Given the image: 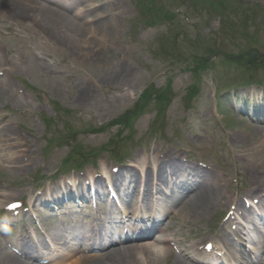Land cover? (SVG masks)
Returning <instances> with one entry per match:
<instances>
[{"label": "rangeland", "instance_id": "374dc122", "mask_svg": "<svg viewBox=\"0 0 264 264\" xmlns=\"http://www.w3.org/2000/svg\"><path fill=\"white\" fill-rule=\"evenodd\" d=\"M146 1L148 3V0ZM237 1H240V3ZM178 2L182 6V9L189 12L191 19L201 25V31L198 37H203L206 43L214 47V54H211L207 52V50H205V48H203L200 44L194 42L193 39L196 38V35H194L193 28L189 25H186L181 18H177L175 23L171 24V27L166 24L168 30L165 33V28L163 30L161 28V34L164 33L161 38L163 39V44L169 45L170 49H172V42L176 41V48H174L173 51L175 54H179V63L181 60L183 61V59L188 58V55L194 54L197 59H203L204 64H208L210 68H212L211 70L203 72L204 74L202 75L201 81V93L192 105L194 108L198 110L200 109V115H206L209 113V108L212 109L210 105V97L212 96L209 88L217 89V95L215 97L217 99L218 91H221L224 88H229L232 85H238L239 87L240 84L244 83L246 78L252 76L251 72L253 71H249L247 67L241 68V66H238L237 64L234 65L224 63L217 57V55H215L216 53L224 51L226 54H229L233 57V59L236 60H242V58L244 59V57H247L248 62L251 59H255L254 62H258L259 67L254 72L258 76L257 78H260L259 80L264 83V0H178ZM219 3L225 4L226 6L224 9H229V12L224 11L222 15H219L215 11V7L219 6ZM132 24L133 21H128L126 23V28L129 30ZM104 33L105 36H108L109 41H112V43L116 41V47L114 48L112 43L110 45L108 44L107 46L98 43L100 40L97 39V36L94 38H89V41H91L94 46H100L98 49L99 53L95 55L96 59L87 58L84 60L85 63L87 62L88 66L90 67L89 69L93 71L96 77L106 75L122 62L121 54L123 53L119 52L118 44H122V42H119L120 38L121 40L125 41L124 35L121 36L122 33H120L115 27H112V29H105ZM147 33H149L148 36H146ZM167 33L171 35V37L166 35ZM154 35V32H147L146 29L137 27L138 43H136L134 48L130 51V53L137 57L143 64L150 67L149 72L145 68L141 67L133 58H131V56L128 57L130 62L127 63V65L129 67H134L137 72L135 74L136 80H133V84L130 86V88L135 90L138 95L142 94V92L146 90V85L150 82V80L155 81L153 86L156 89H163L166 87L168 83L166 82L167 78H155V75L161 73L162 70L167 68H175L173 71L176 73L180 70V68H184V65L179 64L172 58L158 57L153 60L150 57V54L145 51L146 45L143 43V40L144 38L148 40L155 38L156 36ZM86 37L87 36L85 35V41ZM216 49L221 51L215 52ZM58 56H63L65 59H69L68 61H71V56L67 52L58 53ZM183 63L185 62L183 61ZM42 66L46 68L44 64L33 61L30 68L31 72L24 74L23 76H21L20 73L18 76L22 78L25 84L28 85L29 88L26 91L28 92L27 96L32 100H29V102L26 104H19V102L16 100L17 97L12 95L9 97H4L0 101V108L4 105H7L8 108L15 113V117H17L14 121L16 124V130L27 137H30V134L35 131H38L40 135L43 132L42 126H39L34 121V114H40L43 110L44 112H47L45 114L46 116L52 117L55 120L56 112L54 110V104L62 105L70 111H76L78 109L83 110L81 114L82 117H77L78 115L74 111L72 112V116L76 117L79 121L78 123L83 124L82 126L89 125L92 128H100V125L102 124L105 126L133 108V105L121 97L123 94L115 93L105 88L97 89L96 101L87 102L89 101L87 100L85 102H79L77 101L79 96L77 91L80 90V87L78 86H80L82 83L81 79H78L76 82V77L72 76L71 79L67 80L66 75L63 73H60V78H52L50 73H46L48 74L49 78L44 80L41 78V73L43 70ZM66 68L68 67L66 66ZM212 71L214 75L212 74ZM180 72L182 74H177L175 80L171 83V89L175 94V99L169 107L166 115V121L171 123L181 122L184 120L186 121L191 117L190 113L185 114L183 112L181 106H184V97L186 95L187 88L189 87L188 85L192 83L193 78L184 69L180 70ZM127 85L129 86L130 83ZM18 86L21 87L20 84H18ZM38 90L45 91L51 97L52 104H45L43 99L39 96ZM238 97L240 100L239 104L243 107L241 112L242 114L233 113L231 111V103L227 102V104L224 105L222 100H219V106L226 113L221 117L224 124L228 128L225 127L223 122L218 123L214 118L209 117L207 119V123L209 125L207 129L213 132L214 141L218 142L226 152H229L231 149L235 150L236 148L241 147L237 143H232L231 149H228V144H226L228 141L224 136L225 134H223V130L226 131V134H230V132L233 131H238L240 133L246 132L245 134H250L249 138L251 141L247 142L246 146L248 147H246L247 149H243V151L246 153L248 150H250L251 154L248 152L251 156L250 160L254 165L255 163L259 165L261 163L259 161L264 162V143L256 150L257 154H253L252 151L254 147H257V140H255V136L253 134H255L254 130H262V128H264L263 124L258 123V121L264 116L257 117V122H247L243 118H240L241 115L247 112L250 107L252 108L251 105L254 106L255 103L249 98L245 97V95ZM37 99L40 100L38 103H40L41 106L37 103ZM245 102L248 103V109ZM82 106L84 108H81ZM26 110H32L33 115H20L21 111L25 112ZM155 110L156 107L154 106L153 102H150L145 106V111H147L146 113L151 114L152 119L150 116H148L144 119V121L140 120L142 123L138 122L139 125L136 128V137L128 144H125L122 147L120 146L118 149H116L117 154L121 152L122 154L129 155L130 157H135L136 152L139 150L138 146H136L134 150L132 145L142 144V148H147L148 145L144 146V142H148L149 139V142L152 143L149 147L152 152L158 150L169 151L173 149L175 144H177V149H181L178 143L174 144V141L170 142L169 137L167 136V133H171L170 130L164 131L163 129H158L159 133L157 135H150V132H146L149 123L153 122V117L156 113ZM250 113L253 116L255 113L259 112L250 111ZM17 126L22 127L25 129V131L20 130ZM60 127L61 123L58 120V122H55V124L51 127L50 133L54 134V131ZM193 127L195 128V131L191 132L190 130L183 135L184 139L186 138V142L195 145L205 144L204 139L199 136V134H201L200 131L202 125L198 122H194ZM57 132H59V129ZM112 135H114V131L109 130L103 134H99L95 137V139H87L89 141L86 144L91 147H100L103 143H106ZM242 136L243 135H240V137L238 136L236 138V142H238L240 139L244 140V137ZM132 142L133 144H131ZM208 150L209 149H201V152L205 154V158L207 160H211L212 156L208 154ZM201 156V153L197 154V157ZM52 159L54 165H56L55 161H60L59 156ZM52 159H47L50 161L48 168L51 167ZM218 159L222 163H227V161H230V158L225 156L224 152L223 156H218ZM34 161L35 160L32 162ZM98 164L101 165L100 160ZM240 165L244 166L243 162H241ZM164 263L165 262H154L153 264Z\"/></svg>", "mask_w": 264, "mask_h": 264}, {"label": "bare ground", "instance_id": "6f19581e", "mask_svg": "<svg viewBox=\"0 0 264 264\" xmlns=\"http://www.w3.org/2000/svg\"><path fill=\"white\" fill-rule=\"evenodd\" d=\"M70 3L73 0H69ZM58 4V2H53L52 5ZM56 4V5H57ZM73 3L70 4V6H66L65 8L69 11H72ZM8 9L10 12V15L13 19L17 18H28L31 19L33 22H35L36 26L41 28L43 31V34L45 36V39L49 40L50 42L54 43L55 45L65 48V50H69L71 52V55L75 58H81L83 56L84 59L87 58H95V55L99 53L98 46H94V44L89 41V36L95 37L98 35L99 31L104 30L106 27L102 25L99 29H93V32H84L82 30L77 22L78 17L80 14H77L74 19L72 12H69L66 10L69 14L71 13V17L66 16L63 13H60L56 9H52L51 7H47L44 4H40L35 0H0V9ZM101 24L103 22L101 21ZM103 34V33H99ZM86 37V41L85 39ZM89 35V36H88ZM101 39V38H100ZM83 52V55H81ZM96 59V58H95ZM127 67H123L121 70V75L126 76ZM120 74H116L111 78V80H115L117 82L122 81ZM94 85L87 86L84 89L83 96L87 97L92 92H94ZM1 96V95H0ZM256 133L254 136L257 137V140L260 142H264V131L261 129L254 130ZM246 133V132H245ZM243 134L241 132V135H243L246 142H250V134ZM253 140V139H252ZM243 161L246 162L244 164L245 169L248 173H250L252 176L257 177L260 181H255L257 183H264V172L261 171L252 165L250 163V159H244ZM162 164V161L159 159L154 160V166L159 167ZM165 169V166H162L159 169V176L157 178V185H160V187L164 186L167 182L165 178L162 176L163 171ZM149 186V183H147ZM264 185V184H263ZM147 193L149 192V195L151 193V190L146 188ZM149 196L148 194H146ZM213 192L210 189H207L205 187H201L196 190V192L186 200H183L180 205L178 204L180 211V216H183L185 218L192 216H195L197 214V211L203 210L206 203L209 204L212 200ZM177 203H175L176 206ZM192 218V217H191ZM152 249V248H151ZM150 249V247H147L145 249L146 253L150 257L158 258L161 257V255L155 253ZM168 253L166 256L171 255L169 250H167ZM163 255V256H164ZM70 259L63 260L61 263L57 264H84L85 258L79 257L76 258L75 256L71 255L69 256ZM89 259L92 260L91 264H144L142 260L138 257L137 253H135V250L133 247H127V248H112L111 252H109V255L106 259L103 258H97L90 257ZM99 259V260H98ZM0 264H27L24 261H22L20 258H18L16 255L10 253L4 246L0 244ZM172 264H185L183 261H181L178 257H174V261Z\"/></svg>", "mask_w": 264, "mask_h": 264}, {"label": "snow or ice", "instance_id": "6c2138e0", "mask_svg": "<svg viewBox=\"0 0 264 264\" xmlns=\"http://www.w3.org/2000/svg\"><path fill=\"white\" fill-rule=\"evenodd\" d=\"M10 207H18V205H13V206H10ZM211 246L209 245V248H210Z\"/></svg>", "mask_w": 264, "mask_h": 264}]
</instances>
